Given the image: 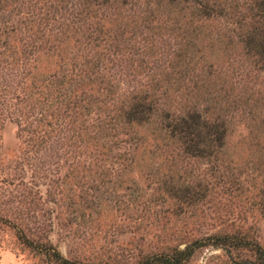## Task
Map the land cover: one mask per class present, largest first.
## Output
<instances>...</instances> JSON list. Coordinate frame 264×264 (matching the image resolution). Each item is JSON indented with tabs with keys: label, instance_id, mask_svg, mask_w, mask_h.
<instances>
[{
	"label": "rangeland",
	"instance_id": "rangeland-1",
	"mask_svg": "<svg viewBox=\"0 0 264 264\" xmlns=\"http://www.w3.org/2000/svg\"><path fill=\"white\" fill-rule=\"evenodd\" d=\"M127 1L0 0V264H140L183 249L182 264H264V154H251L247 110L223 111L233 98L264 106V72L226 46L231 19L193 20L195 41L158 26L155 0ZM189 39L215 53L210 67L182 71ZM144 94L174 114L230 117L229 156L184 155L149 126L136 158L105 147L94 120ZM185 187L199 198L183 202ZM237 226L260 252L217 239Z\"/></svg>",
	"mask_w": 264,
	"mask_h": 264
},
{
	"label": "trees",
	"instance_id": "trees-1",
	"mask_svg": "<svg viewBox=\"0 0 264 264\" xmlns=\"http://www.w3.org/2000/svg\"><path fill=\"white\" fill-rule=\"evenodd\" d=\"M97 2L98 5H105L110 2L120 3L121 6L128 4L127 0H88L89 5ZM160 3L161 0H155V7L151 11L152 19L155 17L154 19L157 22L159 21L158 26L167 28L170 25L169 30L178 31L179 33L186 29L187 35L191 36L192 34L195 41L198 37L194 33L196 27L191 28L193 20L204 21L212 19L216 15L225 17L224 19L227 20L228 18L231 19L228 22L229 25L233 26V34H230L231 30H228L229 44H226V46L237 49L241 57L248 56L247 58L259 66L258 70L264 72V0H244L242 3L237 0L232 3L223 0H163L162 5ZM184 10L188 12L186 16L183 15ZM162 17L164 18L160 21ZM186 17L188 20L184 21ZM168 29L167 31H169ZM114 38L122 43L126 41L122 38V34L114 36ZM0 46L6 48V41L0 42ZM199 47H201L200 44H192L189 39L182 57L177 58L182 71L186 72L188 69H192L196 62L200 60H204L206 65L210 67V61L212 58H216L213 57L215 53L206 50L204 55H201ZM242 61H245V59L243 58ZM174 82L178 81L175 80ZM112 90L118 94L115 85H113ZM166 92L167 90L163 91V94ZM159 101L160 98L157 100L153 95L144 94L136 99L131 106H125L117 110L114 118H108V120L99 116L98 119L94 120L95 134L103 139L105 147L107 145L110 148L122 149L121 154L125 159L136 158L133 153L139 151V147L143 146L146 140V133L143 129L148 126L157 129L159 137L167 144H180L184 155L191 154L192 156L205 157L213 155L216 157L220 153L228 154L226 149L230 117L216 115L210 118L197 109L182 114H174L160 107L159 105L162 103H159ZM69 102L70 98L67 97L65 103ZM61 103H64V100H61ZM262 104V102L251 104L246 98L238 100L233 98L226 100L223 106V111L227 110L226 114L238 108L247 110L249 119L252 121L251 128L256 131L254 135L249 137L248 141V146L254 158L261 157L264 154V106ZM121 154H117V158ZM182 194H184L183 197L179 195L177 197L183 202L186 199L194 201L199 198L198 193H193L191 187H185ZM240 228L241 226H237V230L234 232L219 234L217 239L224 243L249 247L255 249L256 252H260L261 244L259 241L254 239L252 234H247L249 226L244 230ZM16 232L21 242L31 245V242L19 230ZM192 252V249H183L172 255H155L149 260L140 262V264H182ZM61 260L67 262L63 258ZM261 262H257V264H262Z\"/></svg>",
	"mask_w": 264,
	"mask_h": 264
}]
</instances>
